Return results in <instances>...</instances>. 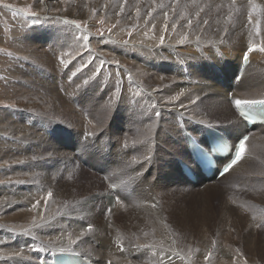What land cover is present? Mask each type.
<instances>
[{
    "label": "bare ground",
    "instance_id": "6f19581e",
    "mask_svg": "<svg viewBox=\"0 0 264 264\" xmlns=\"http://www.w3.org/2000/svg\"><path fill=\"white\" fill-rule=\"evenodd\" d=\"M96 1L73 3H76L75 9L80 4L85 6L88 12H91L92 7H100L103 14L107 11H120L116 17H109L110 19L107 17L106 20L109 22L123 20L126 23L127 19L126 17L121 18V13L128 12L130 7L136 11L134 19L147 20L148 24L146 20L141 22H145L149 26V35H145L144 32L140 33L139 36L137 35L138 42L130 43H119L116 38L109 36L103 45V49L99 48L97 52L92 49L93 37H89L90 47H87L85 40L82 39L84 31L81 27L68 21L66 27H72L68 37L67 34L61 33L62 29L57 27H49L50 35L43 36L45 34H42L39 37L40 43L50 46L48 53L40 51L38 54L39 65L45 70L53 66V70L48 71L47 76L42 74L40 75L41 78L37 76L40 83H35L33 86L36 88L39 85L46 95L56 94V99L44 110L50 109L53 116L65 117V119L63 118L65 122L60 120L57 123H48L46 120L38 118L27 124L31 129L38 126L41 130V136L48 142H53L52 147L50 144L49 147L46 144L43 145L45 158L37 161L36 168L34 165L32 167L39 172V174L35 172L36 176L26 173L27 171L24 172V167L26 168L32 163L29 162L30 160H27L29 163L24 165L17 162L19 157L21 158V154L26 152L25 150L22 151L21 144L10 142L12 140L8 136L4 142L5 145L0 146V164H2L0 175L7 178L0 185L9 183L7 189L13 195L15 192L21 191L22 185L34 184L30 190L27 188V199L35 206L27 208L23 206L24 208L19 209L20 213H17V209L13 214L12 210L9 209V203L0 199V264H39L40 261H50L51 256L59 252L80 254L94 260L96 264H243L245 260L264 259L263 253H256L261 247H257L258 244H252L251 239L249 242L246 240L241 243H224L221 241L225 236L224 234L219 241L202 227L199 228L200 234L198 236L193 233L184 235L182 230L177 227H173L170 232L165 229V221L154 217L161 215L166 220L173 213L170 212L169 208L165 211L159 210L157 207L158 204L167 207L168 197L171 200V208H175L181 206L184 201L191 203L207 194L210 197L211 194L224 195L223 192L225 191L222 189L224 187L221 188L219 185L220 180H226L233 173L244 170L245 167L246 170L251 169L252 166L254 168L256 164L252 160H256V158L259 162L264 163V156L262 155L264 153V137L252 131L245 143V152L248 155L251 154L253 158H243L215 184L205 185L204 189L200 191L201 193L196 189V185L198 186L202 182L195 185L183 183L186 181L185 177L181 178L175 169H172V166L169 167L173 170V174L164 173L169 155L175 152L174 139L181 136L182 130L191 129L195 131L196 125L213 127L227 131L234 139L247 132L233 111V103L232 112L228 109L230 105V99L227 98L228 91L231 90L233 101L236 99L242 101L264 99L248 98L249 95L255 93H264V52L249 54V64L242 74L241 82L233 86L229 84L231 77L237 75L239 71L244 53L248 51H246V46L243 45L245 47L243 50L242 46L237 45L238 39L243 38L240 34V37L235 36V34L232 35V40H229L233 45H237L235 50L223 48L229 39L226 34H229L230 25L226 23L224 17H218L216 13L221 11L220 15H222L226 10V5L233 7L235 5L232 2H218V0L214 2L211 0H205V2H200V0H196L197 2H145L143 5L149 9V13L142 14V9L145 8L140 7L137 2ZM64 3L68 6L72 5V2ZM62 4L63 2L60 5ZM257 4H261L260 7L264 11V3L259 1ZM46 6L49 8V4ZM161 7L168 9H160ZM73 8L71 9L74 10ZM163 11L169 13L172 18L177 14L189 15L193 13L194 17L199 20L202 18L211 19L216 24L212 27L201 25L195 29L196 22L187 23L183 26L185 31L182 33L179 32V29L183 30V28H179V22L174 23L171 18L164 20ZM251 18L253 23L247 30H252L253 37L255 34L259 37L257 43L254 44H259V48L264 47V12L261 13L260 19L253 14ZM182 19L184 20V18ZM128 22L127 25L130 28L135 27L131 21ZM121 25L123 24L121 23ZM209 31H215L217 38L214 39L213 36L206 35ZM161 37H163V43H161ZM250 40L252 39L250 38ZM31 42L29 37L25 38L23 47L28 48ZM223 43L225 45H219ZM218 45L220 47L216 50ZM229 45L231 46V44ZM34 53L38 52L31 51L32 57ZM72 54L80 55V60L75 62V65L84 66L86 69V78H82L81 81L83 84L73 82L70 79L69 65L63 69H58L55 64V61L66 60V55L71 57ZM235 57L238 59L233 64L232 60H235ZM210 63L219 67L220 75L210 69ZM257 67L260 69L257 70ZM65 72H67V76L64 77L62 74ZM94 74L96 75L94 76ZM247 75H251L252 82L247 80ZM102 80H106L108 84L101 85ZM53 84L66 88L67 92L61 91L62 93L58 96L59 91H55ZM92 91L95 93L92 94ZM22 96L21 98L25 95ZM28 97L26 98L28 99ZM173 97L176 99H172ZM34 107L36 111L43 109L39 104ZM74 118L76 123L72 124ZM207 119L218 122L209 125L208 122H205ZM227 122L229 123L226 124ZM49 124L53 125L49 126ZM48 127L49 137L45 135ZM140 131L143 133L138 135L136 132L139 133ZM134 133L138 139L144 140L145 143L141 144L142 142L139 140L140 145L137 142V146L132 144V139L135 138ZM81 135H86L88 140L80 144L78 138ZM1 139L0 137V141ZM126 141L127 145L125 146ZM93 142L101 147L103 152H106V154L103 153V157L90 151L89 146ZM30 145L32 146L30 152H39L40 147L38 148L32 143ZM95 145H93V150L98 151L99 148ZM131 147L134 149L132 150ZM26 148H28V144L24 147V149ZM56 149L62 151L63 154L67 153L68 157L60 159ZM70 151L76 152L77 157L69 156ZM50 155H53V158H50ZM95 155L98 158H95ZM6 161L14 163L13 168L3 167ZM80 162L99 175L98 177H90L94 184L90 190L88 187L85 191L86 185L82 186L72 182V170L78 174L82 173ZM149 165H152L150 169L148 168ZM153 171L160 173L161 179L154 178L151 174ZM108 173H112L113 177L109 178ZM59 176L64 177L63 182L73 184L75 188L78 187L85 192L71 197L69 190L62 187V184L57 186L54 184ZM172 177L174 179L171 180ZM98 178L103 184H101L102 191L101 189L98 190V183L95 182ZM165 178L167 181L170 180L171 183L176 184L174 189L167 190L165 188ZM142 179L149 186L148 192H144V189L139 187V182ZM156 180L157 182H155ZM10 183H15V185L12 186ZM107 183L119 184V191L115 195L116 199L110 197L106 187ZM40 184H42L40 191L35 193V188L40 187ZM187 186L195 190H190ZM52 188H55L56 192H52L53 195L49 196L47 193ZM0 190V195L4 196L3 190L5 189ZM5 191L7 192V190ZM201 195L203 196L201 197ZM16 197L18 198L17 194ZM117 197L123 198L124 201L120 200L118 203ZM137 198L141 199L140 206L144 204L148 208L140 211V209L137 210L136 207H133L138 203L132 204V200ZM236 201L240 203L241 200ZM262 201H264V197L259 199L258 203H262ZM154 204L155 207H153ZM102 205L108 209V212L103 209ZM45 207L50 209V212H47L49 214L43 212ZM67 210H71V212L65 213ZM129 212L132 213L130 216L128 215ZM255 212L260 216V221L264 222V215H260V209L255 210ZM245 215L247 216V214ZM124 216L128 219L125 222L126 227L123 226L126 225L123 224ZM237 217L240 216L237 215ZM226 219L229 221V217ZM239 219L241 220V218ZM75 220L77 221L76 224ZM252 222L250 223L252 224ZM89 226H91V231L88 230ZM29 228L33 232L28 233ZM242 229L243 231H251L247 227H242ZM259 229L264 232V224H260ZM20 232H22L21 236L15 234ZM183 237L186 239L190 237V242L184 243ZM260 240L264 242V236ZM236 244L238 247L235 246ZM262 247L264 246L262 245ZM259 251L262 252V250ZM203 254L204 258H202ZM206 256L208 257L207 260L205 259ZM247 256L253 257L248 260Z\"/></svg>",
    "mask_w": 264,
    "mask_h": 264
},
{
    "label": "rangeland",
    "instance_id": "374dc122",
    "mask_svg": "<svg viewBox=\"0 0 264 264\" xmlns=\"http://www.w3.org/2000/svg\"><path fill=\"white\" fill-rule=\"evenodd\" d=\"M88 1L87 0H0V116H1L0 117V137L2 138L0 141V146L5 145L4 142L6 141V137H8V136L12 140L10 142L21 144L20 146H22V148H23L22 151L25 150L26 152L21 154L22 156L20 155L21 158L19 157V160L17 162L19 164L22 163L21 165L32 162L31 163L32 165L30 164L26 168L24 167V172L27 171L26 173H29V174L31 173L30 175L36 176V174H39L37 169H33L32 167L34 165L36 168L37 161H39V159L41 160V159L45 158L43 145L46 144L47 147H49V144H50V146L52 147L53 145H51V144L53 142H48L47 140H45L41 136V134H40L41 130L38 128V126L33 127L31 129L28 127L29 125H27V124H29L34 119L37 120L38 118H42V119L46 120L48 123H52V122L57 123V122H60V120L65 122L64 121L65 117H63L64 118L63 119L62 117L53 116V112L50 109L44 110V108L47 105L49 106L50 103L52 101H54V99H56V97H55L56 94L55 95L54 94H50V95L47 94L46 95L43 93L44 91L41 90L39 85H38L39 88L38 87L35 88L33 86V85H35V83H37V84L40 83L37 76L40 77L41 74L46 75V74H48V71L53 70V66H51L49 69L45 70L44 68H42L39 65L40 61H38L39 60L38 54L40 53V51H42L43 53H48L49 52L48 48L50 47L47 44L40 43L38 40L39 37L42 36V34H45L43 36L50 35L49 27H57V28L62 29L61 33L67 34V37H68V35H70V31L72 30V27H66V24L68 25V22H70V21H76V22H78V25H79L78 27H81V29L84 31L82 33L83 34L82 39L84 40L85 36H87L88 39H89V37H93L92 49L95 50V52H97L99 48L103 49V47H104L103 45L106 42L107 37H109V36H113L114 38H116V41H118L119 43H124V42L130 43V42H138V36L140 33L142 34L144 32L145 35H149V32H150L149 26H147L145 24V22L144 23L141 22V21L146 20V19H143V20L142 19H139V20L134 19V15H135L134 13L136 11H133L132 9H130V7L128 9V12H124L123 14L121 13V16H122L121 18L126 17V19H127L126 23H124L123 20H120V22L119 21L109 22L106 20L107 17L109 18V17L118 16L120 14V11H118V10H113L112 12L107 11L105 14H103L102 13L103 11L100 7H98V8L92 7L90 10L91 12H88L87 8L85 9V6H81L80 4L78 5V8L75 9L76 3H73V2H88ZM195 1L196 0H102V1H96V2H123V3L124 2H137V3H139L140 7L145 8L143 5L145 2H160V3H162V2H195ZM211 1L214 2L215 0H211ZM259 1L264 3V0H252V3H254V4L256 3L255 5H256V9H257L255 12H253V15H255L258 19H260L261 13L264 12L260 7L261 4L260 5L257 4V2H259ZM61 2H63L62 5H60ZM64 2H72V5L68 6ZM200 2H205V0H200ZM218 2H226V3L232 2L235 5V7H233L232 5L231 6L226 5L228 7L229 11L226 7V10L222 13V15H220L221 11L216 13L218 15V17H222V18L224 17L223 19H226L225 20L226 23L230 25V27H229L230 29H228L229 34L228 33L226 34V36L229 38V39H227L228 41L225 42L227 45H225L224 43L219 44V45L220 46L225 45V46H223V48H225L227 50H229V49L235 50L237 48V45L242 46L243 47L242 49L244 50V48H245L244 46H246L247 47L246 51H248L250 55H253L254 52L256 54L263 53V52L259 51V49H258L259 44H254V43H257V41L259 40V37L256 36V34H255V37H253L252 30H247L248 27L253 23L252 18L249 19V10L251 8V4H250L249 0H218ZM41 3H44V4L42 5ZM51 3L53 6L51 5ZM47 4H49V8H47V6H46ZM236 4H238V5H236ZM70 6H71V8L74 7L73 8L74 10H72L70 8ZM247 6L250 8H248ZM230 7H231V10H230ZM241 8H243L244 11H242L243 9H241ZM22 9H28L29 11L24 12V11H21ZM160 9L167 10L168 8L161 7ZM148 10H149L148 8L142 9V14H148L149 13ZM163 12H164V20L171 18L172 21H174V23L179 22L178 23L179 24L178 26H180L179 28H183V30L179 29V32H182V33L185 31L183 26H185L187 23H189V21L190 22H196L195 29L197 26H201V25H203V26L207 25L208 27H212L214 24H216L215 21H213L211 19L205 20L204 18H202L204 20H202V19L199 20L198 18L194 17L195 15L193 13H191L189 15L183 14L184 16L182 14L181 15L177 14V15H174V17L172 18L169 13H166L165 11H163ZM102 14H103V16H102ZM230 14L233 16H231ZM160 15H162V14H160ZM213 17H215V16H213ZM182 18H184V20ZM190 18L192 19V21ZM128 21H131V23L135 27L130 28V26L127 25L129 23ZM216 22L220 23L219 21H216ZM121 23L124 26L121 25ZM146 23L148 24L147 20H146ZM75 25H77V24H75ZM59 26H61V27H59ZM146 29H148V30H146ZM65 30L67 31V33ZM214 32L215 31H209L206 35L213 36V38L216 39L217 34H216V32L215 33ZM246 32H248V33L245 34ZM234 34H235V36L243 37L242 39H238V41H237L238 44L236 46L233 45V43L231 41H229V40H232ZM239 34H240V36H239ZM247 35L249 36V38ZM28 37L30 38V40L32 42L28 48L27 47L25 48V47H23V44L25 45V38H28ZM131 38H132V40H131ZM250 38L252 40H250ZM252 41H254V42H252ZM85 42H86L87 47H90L89 46V40H87ZM245 42L246 43L249 42V43L246 44ZM250 43H251V45L253 44V46H254L252 51H249ZM229 44H231L232 47ZM45 45H46V47H45ZM219 45L216 48V50H218V48L220 47ZM31 51H36L38 53H34V56L32 57V55L30 54ZM22 52L24 54H21ZM25 54H26V56H24ZM79 56L80 55L72 54L71 57H68L66 55V58H65L66 60H63V61H67V62L63 63V64L61 63V61L60 62L55 61V64H56V66H58V69H63L66 65L67 66L69 65L70 68L68 70V73L71 75L70 79H72L73 82H77V83H80L84 78H86V75H87V73H85L86 69L84 66H80L78 64L75 65V62L80 60ZM203 56H205V55H203ZM237 59H238V57H235V60H232V63L233 64L236 63ZM114 64H119V63H114ZM256 64H257V62H256ZM259 69H260V67H257V70H259ZM59 72H60V70H59ZM62 75L64 77L67 76V72H65ZM95 75L96 74H94V76ZM246 78L249 82L253 81V79L251 78V75H247ZM100 84L101 85L108 84V82L106 80H102L100 82ZM50 85H52V84H50ZM53 85L55 87V91L56 92L59 91L58 96L60 95V93H62L61 91L65 92V93L67 92L65 90L66 88H61L55 84H53ZM47 89H50V88H47ZM86 89H87L86 90V93H87L88 87ZM26 93L30 94V95H27ZM91 93L94 94L95 91H92ZM22 95L23 96L25 95V96L23 97ZM33 95H35V96H33ZM9 96L10 97L12 96V97L10 98ZM21 96L23 98H21ZM26 97H28V99ZM25 98H26V100H25ZM75 98L77 99V97H75ZM248 98H264V93H255L254 95H249ZM64 99H65V97H64ZM19 100L21 103L19 102ZM92 100H93V98H92ZM65 101L67 102L66 99H65ZM38 104L43 108L42 111L41 110L39 111L38 109H37L38 112L36 111V108L34 106H36ZM43 104H44V106H43ZM229 107H228V109L231 111L232 110L231 109V103H230ZM205 122H208V124H212V123H215L218 121L207 119ZM74 123H76L75 118H74L72 124H74ZM228 123L229 122H227L226 124H228ZM50 125H53V124H49V126ZM71 127H74V126H71ZM71 127H69V128H71ZM136 133L138 135H140L143 133V131H140L139 133L136 132ZM136 133H134L133 136H135ZM45 135L49 137V135H50L49 127L46 129ZM78 140H79V138H78ZM139 140H140V138L138 139V136H135V138L132 139L131 143L136 145V146H137V143H139V145H140L141 140L140 141ZM141 142H142L141 144L145 143L144 140H142ZM31 143L35 146H38V148L40 147L39 152L42 151V152H40L41 154L39 152L38 153L30 152L31 148H32V146L30 145ZM26 144H28V148L24 149V147H26ZM59 144H61V143H59ZM62 145H64V144H62ZM93 145H95V144L91 143V145L89 146L91 148L90 151L95 152L101 156L103 153L106 154V152H103V149L97 145H95V146H97L99 148V150L94 151ZM131 148H133V147H131ZM56 151H58V156L60 159L68 157L67 153L63 154L62 151L60 152L59 149H56ZM14 155L17 156V154H14ZM249 155L251 158H253V156L251 154H249ZM262 155L264 156V153ZM30 156L32 158H34L33 161H31L32 158ZM69 156H71L72 158H76L77 153L74 151H70ZM28 157H30V158H28ZM94 157L98 158L97 155H95ZM50 158H53V155H50ZM72 158H71V160L73 161ZM16 159H17V157H16ZM27 160L28 161L30 160V161L28 162ZM46 161L49 162L47 159H46ZM252 161L255 162L254 164H256L254 168L252 166L251 169L246 170V167H245V169H244L245 171L242 170L239 173H233L226 180H220L219 181L220 187L221 188L224 187V188H222L225 191V192H223V193H225L224 195L222 194L220 196L218 194H216V195L211 194V197L208 194L205 196L201 195V197L203 196L202 198L200 197L201 199H197L195 201H192L191 203L190 202L187 203L184 201V202H182L181 206H178L175 208H171V206H170L171 200L168 197L167 207L163 206L162 204H160V205L158 204L157 207L159 210H165V211L167 210V208H169L170 212L172 211L173 213L166 220H164L161 217V215H159V216L157 215L154 217L159 219V220L165 221L166 222L165 229L169 230L170 232H171V229L173 227H177L180 230H182L184 235L193 233L196 236H198L200 234L199 228L202 227V228H204V230L209 231L212 234V236L214 238L218 239L219 241L221 240V238L223 237V234H224L225 238L223 237L221 240L224 243H230V242L241 243L242 241H246V240H248V242H249L251 239L252 244L253 243L258 244L257 247H261L256 251V253L259 252V253H263V255H264V247H262V245L264 246V242H261V240H260V239H263L264 232L261 229H259L260 224L263 225L264 222L260 221V216H258L257 213L255 212V210L260 209V215H262V214L264 215V212H262V211H264V206H263L264 201H262V203H258V200L264 197V163L262 161L259 162L258 158H256V160H252ZM13 165H15V164L11 163L10 161H6V162H4L3 167L5 166V167L13 168ZM80 166L82 167L81 168L82 173H80L81 178L79 177L80 174H78V172L75 173V170H72V174H71L72 182H76L78 185L80 184L82 186L86 185L85 191L87 190L88 187H89L88 190H90V187L94 186L90 177H94V176L98 177L99 175L96 174V172H93V169H91L85 165L80 164ZM1 168H2V164H0V169ZM168 168H170V167L168 166ZM259 168H261V169H259ZM30 169H31V171H29ZM35 172H36V174H35ZM164 173L168 174L166 171H164ZM75 174H76V176H75ZM111 174L112 173H108V176H110ZM109 178H111V177H109ZM62 179L64 180L63 176L57 177L55 180L57 182H54V184L56 186L62 184V187H65L66 189L69 190V195L71 197L77 196L78 193L79 194L83 193L84 190H80L78 187L75 188V186L73 184L63 182ZM172 179H174V178L172 177L171 180ZM6 180H7V178H3V176L0 175V184L4 183V181H6ZM95 182L98 183V186H97L98 190L101 189V191H102V186H101L102 181L100 180V178H98L97 181H95ZM42 183H43V181H42ZM76 183H74V184L77 185ZM8 184L9 183H6L4 185H0L1 186L0 189L7 190V192L5 190H3L4 196L0 195L1 196L0 199L3 200L5 203H9V209L12 210L13 214H15L17 209H18L17 213H20L19 209H22L24 207L27 208V207H31V206L34 207L33 206L34 204L32 205V202H30L27 199V188H28V190H30L31 188L34 187V184H28L27 186L22 185L20 187L21 191L17 192V193L15 192V194H13V195L7 189V187L9 186ZM10 184L12 186H13V184L15 185V183H10ZM242 184H243V186H242ZM41 185L42 184H40V187L35 188V190H34L35 193L40 191ZM239 185L242 188L238 187ZM164 186L167 190H171V189L175 188V185H172V183H168V184L165 183ZM164 186H163V188H164ZM231 186H233V187H231ZM54 189L55 188H52V190L49 192L55 193L56 190H54ZM188 189L193 190V191L195 190L192 187L188 188ZM74 190H76V191H74ZM0 192H1V190H0ZM53 193H52V195H53ZM199 193H201V192H199ZM16 194H17L18 198L16 197ZM22 194L25 195V198H24V195H22ZM225 195H226V197H225ZM19 198H21V199H19ZM6 199H8L9 201H7ZM11 199L14 202H12ZM24 199H26V200H24ZM238 199L241 200L240 203H238L236 201ZM19 201H20V203H19ZM10 202H11V204H10ZM11 205L12 206L14 205V206L12 207ZM141 206L145 207L146 205L143 204ZM232 206L233 207L236 206L234 208L237 209V212H236V209L234 210ZM102 207L105 211H107V209L105 208L104 205H102ZM145 208L147 209L148 207H145ZM145 208H137V210L140 209V211H142ZM230 208L232 211L230 210ZM241 208H242V211H240ZM37 209H39V208H37ZM44 211L46 214H49L47 212H50V209L48 207H45L43 212ZM70 212H71V210H67L65 213L68 214ZM131 214H132L131 212L128 213L129 216ZM245 214H247V216ZM237 215L240 216L239 218H241V220L237 217ZM57 216L60 217V215H57ZM125 217L126 216H124V218H123V220H125L123 222V224H126L125 222L128 221L127 217L126 218ZM198 217H200V218H198ZM228 217H229V221L226 219ZM253 218H255V219H253ZM244 219H246V221H244ZM250 220H252L253 222ZM76 222L77 221L75 220V224H76ZM250 222H252V224ZM257 222H258V224H257ZM239 224H240V226H239ZM12 225H14V224H12ZM128 225H132V224H128ZM226 225H228V226H226ZM123 226L126 227L127 224L123 225ZM235 226H237V227H235ZM241 226L247 227L251 231H246V230L243 231ZM224 227H225V229H224ZM256 227H257V229H256ZM226 228H227V230H226ZM27 231H28V233H31L32 229L29 228V230H27ZM220 231H221V233H220ZM21 233L22 232L15 233V234H20L19 236H21ZM181 235H182V233H181ZM218 235H220V236H218ZM28 236H30V235H28ZM217 237H219L220 239ZM189 238L186 239L183 237L182 241L184 243L185 242L189 243L190 242ZM235 239H237V240H235ZM226 241H228V242H226ZM5 244H7V243H5ZM235 246H237V244ZM252 247H254V246L252 245ZM259 250H262V252ZM252 257L253 256H247L248 260H250ZM202 258H204V254L202 255ZM259 259L260 260H258V258H256L255 260H252V261L250 260L251 262L245 260L243 262V264H255V262H256V264H264V259L263 258H259Z\"/></svg>",
    "mask_w": 264,
    "mask_h": 264
},
{
    "label": "snow or ice",
    "instance_id": "6c2138e0",
    "mask_svg": "<svg viewBox=\"0 0 264 264\" xmlns=\"http://www.w3.org/2000/svg\"><path fill=\"white\" fill-rule=\"evenodd\" d=\"M250 4H251V8L249 10V19H251V16L253 14V12H255L256 9V5L254 3H252V0H249ZM21 11L27 12L29 11L28 9H22ZM69 23H73V24H77L78 22L76 21H70ZM189 23H191L189 21ZM84 40L87 41L88 37L85 36ZM161 43H163V37H161ZM253 45H249V51L253 50ZM259 51L264 52V47L259 48ZM245 59H247V53H245ZM61 63H65L63 61V59H61ZM172 99H176L175 97H173ZM235 107L240 111V114L242 117L251 118V110L257 106H264V99L262 100H240V99H236L233 101ZM157 115H159V113H157ZM248 137L247 136H243L242 138L238 139V142H236L234 144V150H229L230 149V145H228L226 142L225 143H220L218 144L215 148L212 149V151H219V152H224V151H228V155L231 157L223 166V170L221 174L227 173L229 172L230 169L233 168L234 165H236L242 158H243V154H244V149H245V142L247 141ZM195 144V141L193 142ZM127 145V141L125 142V146ZM199 152L201 153V155L205 158L208 157V152L203 148V147H199ZM135 160V158H133ZM49 196L52 195L51 192L48 193ZM117 202L119 203V197H117ZM156 205L154 204L153 207H155ZM35 207V206H34ZM110 211V209H109ZM89 231H91V226H89ZM205 259L207 260L208 257L206 256Z\"/></svg>",
    "mask_w": 264,
    "mask_h": 264
}]
</instances>
